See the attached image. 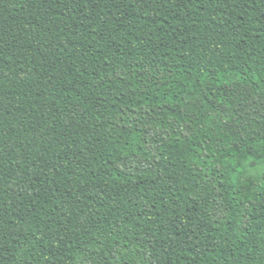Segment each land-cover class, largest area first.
<instances>
[{"label": "trees", "instance_id": "trees-1", "mask_svg": "<svg viewBox=\"0 0 264 264\" xmlns=\"http://www.w3.org/2000/svg\"><path fill=\"white\" fill-rule=\"evenodd\" d=\"M0 264H264V0H0Z\"/></svg>", "mask_w": 264, "mask_h": 264}]
</instances>
